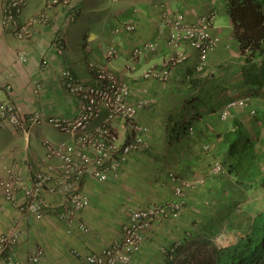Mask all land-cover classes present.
<instances>
[{
	"label": "crops",
	"instance_id": "0c3cea01",
	"mask_svg": "<svg viewBox=\"0 0 264 264\" xmlns=\"http://www.w3.org/2000/svg\"><path fill=\"white\" fill-rule=\"evenodd\" d=\"M49 1L52 0H29V4L24 10V16H29L43 9ZM127 1L140 3L138 8L142 12L133 14L134 9L137 8L131 11L125 6H121L120 12L116 15H126V18H132L135 15L133 20L136 21L137 29L133 33H127L118 38L113 37L115 39L114 44L120 53L117 56L118 58L116 57V61L114 60L113 67L133 87L132 92L135 99L146 97L150 101L151 106L140 112L138 120L150 127L151 142L160 140L167 126H169L168 128L173 127V135H176V132L186 119L187 112H189V118L192 117L190 108L194 104L204 112L201 117L199 116L192 120L197 127L199 137L197 151L203 154L199 157L200 160H197L194 154L195 157L189 155L188 157L191 158V161L183 158L182 163L186 164V160L187 164L190 165L196 163L207 164L206 161H202L203 155L208 162L210 161V156L205 155L202 150V145L205 142L216 145L217 152H214L215 155H220L221 158L227 156V151L225 150L227 148L224 146L223 137L234 130L235 121H239L243 125L247 135L254 141L247 126L246 116H248V111L246 109L238 108L237 114L233 112L230 119L225 122L220 119L218 111L222 104L230 99L251 95L253 92L259 93V96L255 97L254 103L257 107L259 123H263L259 114L264 109V87L258 88L247 84L242 73L243 67L249 62L260 60L258 55L252 57L247 54L246 57H243L234 42L235 46L232 48L230 44L222 41L216 50L209 54L207 66L203 69H206V71L197 73V52L190 46L185 45L186 51L190 55L189 60L186 64L184 63L185 65L179 67L170 80L162 82L144 78L142 75L143 71L150 66H161L163 59L166 57L163 55L168 52L166 34L164 35L165 31L161 30V21L155 8L157 5L166 3L172 10L181 9L189 19L196 18L197 14L209 10H214L213 12L216 15L219 12L224 13L229 20L228 26H216L215 23L213 32L223 36L231 30L232 36L230 38H232V41H236V37L233 34L232 21L227 12V0ZM70 2L77 8H81L80 15L78 14L72 22L62 23L63 19L60 16L62 13L61 6L54 7L51 23L48 25L35 24L33 26L34 34L28 43L18 41L2 27L0 21V83L8 84L9 88L10 86L12 87L11 91L7 86L0 89V100H14L27 118L37 111L40 112L43 118L40 123L34 126L29 136H26L23 131L14 128H6L0 131V179L6 178V170L12 168L26 182H29L31 178L30 167L38 168L48 163L45 142L58 143L62 140L72 141L73 139L71 136L54 129L49 124L48 119L51 116L74 118L78 114L77 99L65 90L61 82V67H70L76 74L88 81L93 79V74L88 69L86 59L83 60L80 53H72L73 50L70 44H72L73 38L77 36L78 44L80 45L83 37L86 36V33H84L85 29L82 27V20L94 19L95 15L93 16L92 11L89 10L95 7L97 0H70ZM82 4L88 9V16L83 17L84 9ZM1 9L2 0H0V17ZM113 16L115 15L110 14L108 22ZM101 19L105 20L107 17L105 16ZM61 25V30L62 32L64 31L63 33L66 36L67 47L65 54L59 57L54 38ZM112 29L110 30V35H112ZM99 32L102 35H98L97 39L91 40L92 48L88 47V43L82 44L85 52L88 54L92 52L93 57L96 59L103 57V42H109L113 39L109 36V31L101 29ZM144 40H157L160 43V51L158 50L157 52L156 50L142 55L136 59L137 64L134 69H127V65L130 63L127 64L128 50H125V48L130 46L131 43L132 45L139 44ZM21 49L24 50L27 56L25 62L18 59V52ZM44 54H47L51 60L47 69H42L40 66V60ZM224 65L225 68H223ZM139 67L140 69H138ZM198 74L202 77L206 74L207 77L202 79L201 85L197 88V84L190 80L193 79L192 81H195ZM37 80L42 83V88L39 91H36L34 86V81ZM145 82H147L146 85H144ZM192 100L194 101L193 103H188ZM171 113L175 115L173 120L169 121ZM103 116L104 112L92 122L91 128L98 125ZM118 128L121 133L124 132V126L121 122H118ZM255 149L257 148L255 147ZM135 154L130 156L124 164L122 173L123 170L125 172L124 176L121 177L122 179L101 183L88 177L82 181L81 190L89 200V204L80 217L89 227L88 232H84L80 228H67L65 223L57 218L54 211H48L41 219L24 215L15 204L7 202L0 197V235L11 231L12 228L19 231V243L15 247L14 255L20 264H30L28 261L29 255L39 246L46 248V259L40 264H82L83 255L100 251L118 239L121 235V228H115L114 225L111 228L112 224H114V219L122 216L124 221H126L129 214L127 213L128 207L130 208L132 203L135 204L137 202L131 197L132 194L127 189L128 187L124 186L126 179L135 177V172L132 170L137 167L133 163L136 161L134 160V157L137 156ZM43 161L46 163L44 162L41 165ZM50 162L57 164L58 160L53 159ZM200 166L203 168L202 164L197 165V167ZM154 182L155 180L149 183ZM118 188L126 190L128 194H125L128 196H125V198L120 196L117 192ZM209 190L212 191L213 187L211 186ZM206 191L207 188L201 189L200 192L190 191L186 207L181 216L176 220L154 221L152 223V232L162 228H183L179 233L187 236L190 228H234L231 226V220L227 221L231 216L228 194L227 196L224 194L226 198H221L219 195L217 199L221 198L222 202L218 207L214 205L215 201L212 202L213 205L211 204V192ZM46 197L50 204H56L60 200V195L58 194H47ZM171 197L172 195L170 197L165 195L162 200H152L146 205L161 203ZM22 200L23 197L19 194L17 202H22ZM122 211L125 213L121 214ZM162 234L163 231L155 232L153 236L160 235L161 237ZM160 237L157 236V239ZM162 242L149 240L148 238L142 250L134 257L132 264L137 263V260L142 263L145 261L155 263L158 258L161 260L162 255L159 251L162 249ZM163 255L166 257L165 254Z\"/></svg>",
	"mask_w": 264,
	"mask_h": 264
},
{
	"label": "built area",
	"instance_id": "2783aa9c",
	"mask_svg": "<svg viewBox=\"0 0 264 264\" xmlns=\"http://www.w3.org/2000/svg\"><path fill=\"white\" fill-rule=\"evenodd\" d=\"M2 27L19 38L20 41H30L35 24L51 23L50 10L58 2H48L44 10L29 18H23L22 12L28 6L29 0H2ZM64 16L62 23L72 21L79 14V9L70 0H62ZM140 14L141 9H136ZM161 30L168 34L167 43L172 53L165 58L161 66H150L143 71V77L152 80L166 81L172 71L188 61L185 44L196 49L200 58L199 70H202L209 53L216 48L219 37L211 32L214 25V13L203 14L188 23L185 13L171 11L167 4L161 5ZM58 28L54 38L57 54L63 56L66 51V37ZM137 29L135 20L120 21L115 25L113 33H133ZM157 50V42L148 41L142 49L136 52V58L148 52ZM118 56V48L111 45L107 57ZM18 57L25 62V52H19ZM50 57L44 54L40 60L42 69L50 66ZM94 67V66H93ZM60 78L65 90L78 101V114L74 118L51 116L49 124L57 131L71 136L72 141L62 140L58 143L45 142L48 163L43 161L38 168H31V178L26 182L14 169L6 170L7 177L0 179V197L15 204L27 216L35 219L43 218L48 211H54L57 218L69 229L80 228L84 232L89 227L82 220L81 213L88 206L89 200L81 190L85 178H93L101 183L118 180L128 158L138 151L147 150L150 146L147 139L149 127L138 121L142 110L151 106L148 99L133 101L131 86L125 80L117 77L103 68L96 67L90 83L78 78L68 67L60 69ZM35 90L42 88L40 81H34ZM3 85L0 83V89ZM8 87V86H7ZM9 88V87H8ZM244 108L249 115L256 114V108L251 96H243L227 101L220 112V119L228 121L233 110ZM104 116L100 123L91 128L94 120ZM43 120L40 112H34L27 118L14 100H0V130L6 128L19 129L29 136L35 125ZM121 122L125 128V136H121L118 128ZM184 133L193 137L196 126L193 123L184 126ZM203 151L213 154L210 143L203 145ZM57 159L58 163L50 162ZM40 166V165H39ZM225 165L215 158L211 164L210 173L220 175L225 173ZM173 195L163 203H153L147 206L131 209L129 222L121 228V235L100 251L83 255L82 264H132L134 257L142 250L144 233L154 221L178 219L186 207L188 194L198 191L205 184L204 179H190L174 176ZM23 197L18 201V195ZM60 195L56 204H50L46 195ZM19 232L11 229L0 235V264H20L15 258V247L19 243ZM181 241H176L162 251L170 258ZM46 259V248L39 246L29 255L30 264H40Z\"/></svg>",
	"mask_w": 264,
	"mask_h": 264
},
{
	"label": "rangeland",
	"instance_id": "374dc122",
	"mask_svg": "<svg viewBox=\"0 0 264 264\" xmlns=\"http://www.w3.org/2000/svg\"><path fill=\"white\" fill-rule=\"evenodd\" d=\"M61 1L62 0H58V2L54 5V7L56 8L59 5L61 6L62 13L60 14V16L63 19L65 9H63V6L61 5ZM49 3H50V1H49ZM162 4H166V3H162ZM162 4H159L155 7L157 14H158V18L160 19V21H161V14H162L161 13V5ZM2 5H3V1H2ZM121 6H123V7L125 6L127 9H129L131 11L134 8L140 9V8H138L140 6V3H138V2H128L127 0H97L95 7L89 10V11H92L93 16L95 15L94 19H83L82 20V24H83L82 27L85 29L84 33H86V36L83 37V40L81 41L80 45L78 44L77 36H75L73 38L72 44H70V47L73 50L72 53H74V54L80 53V54H82L83 60L86 59V63L88 64V69L93 74V76H94L95 68L99 67V68H103L105 70H108L109 72L114 74L117 77V79L125 80V78H123L122 75H119L118 72L113 67V62L116 59V57L112 58V59H109L107 57V53H108L110 46L115 45L114 44L115 39L113 37L118 38L124 34H127V33H123L120 35H115L113 33V29L115 28L116 23H119L120 21H124V20H127V21L133 20L134 16H135L134 15L132 18H126V15L116 16L120 12ZM82 7L84 9L83 17L88 16V12H89L88 9H86L84 4H82ZM44 8L39 10L36 13L29 15V16H24V11H23L22 17L23 18H29L32 16H36V15L40 14L44 10ZM53 8H52V10H53ZM78 9H79V15H80L81 8L78 7ZM52 10H50V16L53 15ZM170 10L171 11H182L181 9L172 10L171 8H170ZM1 11H2V9H1ZM213 11L214 10H209L207 12L197 14V17H199L203 14L209 13V12H213ZM135 13H136V9H134L133 14H135ZM110 14H113L115 16H113L111 18V20L108 22ZM105 16L107 17V19H105V20L101 19V18H104ZM185 17H186V21L188 23L195 22V20L197 19V17L189 19L187 17L186 13H185ZM0 19H1V17H0ZM69 22H72V21H67L64 23H69ZM215 23H216V26L227 27L229 24V20L224 13L222 14L219 12V14L217 13V15L215 17ZM215 23H214V25H215ZM214 25H213V27H214ZM213 27L211 29V32L219 37V43L216 46V48L222 43V41H225L226 44H230L232 48H234V46L237 45L238 46L237 48H238L239 52L242 53L243 57L247 56L248 51H244V49L241 48L240 42L237 39H236V41H232V38H230V36H232L231 30L226 32L227 34H225L223 36H221V35L219 36L218 34L213 32ZM101 29L107 30V32L109 31L108 34L113 39H111L109 42L108 41L103 42V49H102L103 50V54H102L103 57L100 59H96L95 57H93L92 52L89 54L85 52L84 48H82V44L88 43V47L90 46L89 48H92L93 44H91V42H92L91 40H95L99 37L98 35H102L99 32ZM111 29H112V35H110ZM32 32H33V29H32ZM165 34H166V39H168V34L166 32H164V35ZM233 34H234V31H233ZM133 35H135V34H133ZM14 37L18 41H20L19 38H17L16 36H14ZM130 38H131V36H130ZM103 40H105V39H103ZM116 40H118V39H116ZM148 41H151V40H144L142 43L134 44V45H132V43H131L130 46L125 48V50H128V54H127L128 55V58H127L128 63L127 64L130 63L129 65H127V69H130V70L134 69V66H136V64H137L136 59H138V58H136L135 54L139 49H142ZM20 42L21 43H28L29 41H20ZM233 42L235 43V45ZM157 43H158L157 44V52H158V50L160 51V43L158 41H157ZM166 45H167V51L168 52L164 53L163 56L164 57L166 56L165 58H167L172 53V50L167 43V40H166ZM185 45L190 46L187 43ZM184 48H185V46H184ZM216 48L213 49L211 52L215 51ZM192 49H194V48H192ZM185 50H186V48H185ZM194 50L197 52V66L199 67L200 66L199 54H198V51L196 49H194ZM21 51L24 52V50H22V49L19 52H21ZM263 51H264V48L263 49L257 48L253 52H249L248 54H250L252 57H255L258 53L260 54ZM19 52H18V55H19ZM118 55H120L119 50H118ZM189 57H190V55L188 56V60H189ZM18 59L20 60L19 57H18ZM207 62H208V57H207L206 63L204 64V67L207 66L206 65ZM179 67L180 66L176 67L172 71L170 77L168 78L169 80H170V78L173 77L174 73L178 71ZM204 67H203V69H204ZM223 68H225V65ZM138 69H140V67ZM203 69H202V71H206V69L205 70H203ZM202 71L197 69V73H200ZM74 74L78 78L83 80L85 83L91 82V81H88V80L80 77L75 72H74ZM205 77H207L206 74L204 75V78ZM168 79L166 81H168ZM1 84L3 85L4 88L8 85V84H3L2 82H1ZM146 84H147V82L144 83V85H146ZM10 88H9V90L11 91L12 87L10 86ZM131 91H133L132 86H131ZM258 94L259 93L256 94L255 92H253L251 94L253 97V100H255V97ZM131 98L133 101H137V100H141V99H147L146 97H143V98L140 97V98L135 99L133 97V92H132ZM191 102L193 103L194 101H191ZM225 104H226V102H224L222 104L220 109H222V107ZM190 109H191L190 115L192 117L189 118V112H187V115L185 116V118H186L185 121H192L193 119H195L199 116L201 117L202 114L204 113L198 107H196L195 104ZM220 109H219L218 113H220ZM238 111H239L238 108L233 110V112H235V114H237ZM261 112L264 113V109ZM174 115H175L174 113L173 114L171 113L170 118L169 119L167 118V119L169 121H172L174 118ZM216 115H218V114H216ZM248 116H246V118H247L246 122H247L248 128L251 131L250 134L253 137L254 141H252L250 137H249V139H250L251 143H253V144L255 143L254 147L257 148V149H255L257 151V152L255 151L256 152V162L259 165L260 171H261V174L252 183H250L248 185L242 183V181L240 179L241 172L239 175L236 171L230 170V164L235 162V161L232 162L231 159H227L225 161L226 162V164H225L226 165V172H228V173L227 174L223 173V174H220L217 176L212 175L210 173V161L208 162L207 159L204 157V155H203L202 161H206L207 164H205V165L203 163H196L193 165L187 164V161H191V158L188 157L189 155H191V157L196 156L197 160H200L199 157L201 156V154H203L202 152L200 154L197 151V142L199 141V137H198L197 133L193 138H189L187 136L181 135L179 132L176 135H173L174 128L173 127L168 128L169 126H167V128H165L164 133L161 136L160 140H158L156 142H151V139H150L151 130H150V127L147 125L149 127L147 139L149 141L150 146L147 150L138 151L135 154V155H137L136 157L133 156L135 158L134 160H136L133 163H134V165L137 166L135 169H132V170H134L133 172H135L134 173L135 177H132L130 179H126L125 184H124V186L128 187L127 189H129L130 193L132 194L131 197L134 198L137 202L135 204L132 203V206H130V208L128 207L127 213H129V214H128L126 221H124L122 216L121 217L119 216L116 218L117 220L114 219V224H112L111 228H113V225L115 226V228H122L126 223H128L129 219H130V214H131L132 208H134L136 206L137 207L147 206L146 204H148V202H151L152 200L155 201L158 199L162 200L163 196H165V195H167V197L168 196L170 197L173 194V187L175 185V181L173 180V177L174 176H182V177L190 178V179H204L205 184L199 188L198 192H200L201 189L207 188L206 192H211V196H210L211 204H212V202L215 201V203H214L215 206L219 207L221 202H222L221 198H226V197H224V194H225V196H227V194H228V198H229L228 205H231L230 211H229L231 213V216H230V218L227 219V221L231 220V226L234 227V228H190L188 230V232L190 233V236L194 235V234H196V235L197 234H199V235L208 234L209 236L213 237L217 243H219L221 245H227V244H230V243L237 241L242 235L247 233L250 230V228H245V227H249L250 224L252 223L253 218L258 213L264 211V124L259 123L258 112H257V116H252V115L251 116L248 115ZM121 136L122 137L125 136V128H124V132L121 133ZM203 141L205 142V140H203ZM156 151H159V152H156ZM219 154H220V152H219ZM183 158H185L187 160V161L185 160L186 164L182 163V161L184 160ZM199 164H202L203 168L201 166L197 167V165H199ZM124 172H125V170H123V173L121 174V176L118 180L122 179L121 177L124 176ZM153 180H155L154 183H149ZM224 184H226V185L224 186ZM211 186L213 187L212 191L209 190V188ZM129 187H131V188H129ZM225 187H226V189H225ZM117 192L123 198H125V196L126 197L128 196L127 195L128 192L126 190H120L118 188ZM193 192H197V191H193ZM125 193H127V194H125ZM204 194H206V193H204ZM219 195L221 198L217 199L219 197ZM215 197H216V199H215ZM125 200L127 201V199H125ZM164 201L165 200H163V202ZM123 213H125V212L122 211L121 214H123ZM242 226L243 227L245 226V227L243 228ZM236 227H238V228H236ZM12 229H15V228H12ZM182 230H183V228H162L161 230L156 229L155 231L152 232V222H151L150 228H148L146 230V232L144 233V243H146L148 238H149V240H155L157 242L163 241L162 242L163 244L161 246L167 248V246H171L176 241L181 240V238L183 237V234H181L179 232H181ZM120 231H121V229H120ZM162 231H163V234L161 235V237H160V235L153 236V235H155V232H162ZM157 236H159L160 238L157 239ZM144 243H143V245H144ZM161 251L162 250L159 251L160 254L162 255L161 260L158 258V260L155 261V263H150L149 261H145L144 263H142V262H138V260H137V263H135V264H167L168 260H170V259L165 257L163 255L164 253H161Z\"/></svg>",
	"mask_w": 264,
	"mask_h": 264
},
{
	"label": "trees",
	"instance_id": "16d2710c",
	"mask_svg": "<svg viewBox=\"0 0 264 264\" xmlns=\"http://www.w3.org/2000/svg\"><path fill=\"white\" fill-rule=\"evenodd\" d=\"M227 5L234 35L241 48L248 51L247 54L257 48L263 49L264 0H227ZM257 55L260 60L249 62L243 67L242 73L247 84L262 88L264 51ZM203 78L197 75L195 81H192L193 79L190 81L197 84L198 88ZM261 114L259 117L264 123V113ZM233 128L232 132L223 137L227 157L232 162L235 161L230 164V170L236 171L239 175L241 172L242 183L248 185L261 174L256 162L255 147L239 121H235ZM249 228L250 230L237 241L227 245L217 243L208 234L191 236L190 233L187 236L185 234L181 238V245L176 248L167 264H264V211L253 218Z\"/></svg>",
	"mask_w": 264,
	"mask_h": 264
},
{
	"label": "clouds",
	"instance_id": "9594fccd",
	"mask_svg": "<svg viewBox=\"0 0 264 264\" xmlns=\"http://www.w3.org/2000/svg\"><path fill=\"white\" fill-rule=\"evenodd\" d=\"M183 12V11H182ZM214 13V23H215V17H216V14H215V12H213ZM202 71V70H201ZM247 96H251V95H247ZM243 97V96H242ZM252 97V96H251ZM240 98V97H239ZM253 98V97H252ZM233 99H235V98H233ZM231 100V99H230ZM229 101V100H228ZM227 103V102H226ZM253 103H254V100H253ZM254 105H255V108H256V114L255 115H253V116H257V107H256V104L254 103ZM242 109H244V108H242ZM248 113V112H247ZM249 115V114H248ZM251 116V115H250ZM189 123H193V124H195L194 122H192V121H184L183 122V124L181 125V127H180V129L176 132V134L179 132L181 135H184V136H187L185 133H184V126L186 125V124H189ZM183 126V127H182ZM183 130V131H182ZM196 133H197V128H196ZM196 133L194 134V136L196 135ZM193 136V137H194ZM188 137V136H187ZM193 137H189V138H193ZM205 143H210V142H205ZM204 143V144H205ZM203 144V145H204ZM212 146H213V148H214V151L215 152H217L216 150H217V148H216V145L215 144H213V143H210ZM203 145H202V148H203ZM203 150V149H202ZM205 153V155H209L210 156V168H211V164H212V162H213V160L215 159V158H217V159H220L222 162H223V164L225 165L226 164V160L228 159V157L227 156H223L224 158H221L220 157V155H215V153H213V154H208V153H206V152H204ZM225 170H226V165H225ZM225 173L227 174L228 172H226L225 171ZM223 174V173H222ZM217 176V175H216ZM173 195V194H172ZM163 203V202H162ZM181 241V240H180ZM170 246H167V248H169ZM163 248H166V247H162V249ZM161 249V250H162ZM162 253H164L163 251H162ZM165 254V253H164ZM166 255V257L168 258V259H171L167 254H165Z\"/></svg>",
	"mask_w": 264,
	"mask_h": 264
}]
</instances>
